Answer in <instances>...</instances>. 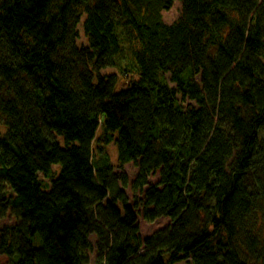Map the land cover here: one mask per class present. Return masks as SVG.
Here are the masks:
<instances>
[{"label":"trees","instance_id":"trees-1","mask_svg":"<svg viewBox=\"0 0 264 264\" xmlns=\"http://www.w3.org/2000/svg\"><path fill=\"white\" fill-rule=\"evenodd\" d=\"M263 130L264 0H0L7 264H264Z\"/></svg>","mask_w":264,"mask_h":264},{"label":"rangeland","instance_id":"rangeland-1","mask_svg":"<svg viewBox=\"0 0 264 264\" xmlns=\"http://www.w3.org/2000/svg\"><path fill=\"white\" fill-rule=\"evenodd\" d=\"M181 8H182V6H181L180 1H176L173 4L171 9L165 10L163 12V16H164L165 20L168 23H172L175 19L178 18L179 14L181 12ZM80 32H81V36L78 39V43L80 45H87L88 44L87 43V38H86L85 32H83L82 24L80 26ZM110 72H117V69L114 68V67H110L108 69L103 70V73H110ZM122 82H123V80H121V82H120V84H119V86L117 88L118 90L121 89ZM261 134L264 136V130L261 131ZM110 151H111V154H112V161L117 163L116 161H117V158H118V151L115 150V146L114 145H112L110 147ZM137 170H138V168H137V166L134 163L126 164L124 172L126 171L128 173L130 182H132L135 179V177L137 176V173H138ZM159 179H160V171L158 170L157 174H154V175L151 176L150 182H152L153 184H157V183H159ZM126 192H127V194H129L130 202L133 205H135L136 202H139L142 199L143 195H140V194L138 196V199H136V195L138 193L135 194L133 192V189H132L131 186L126 188ZM137 211H139V213H138V215H139V226L141 228V235L143 237L150 236L151 234L155 233L156 231L161 230V228L168 227L171 224V220L168 217H160V219H158L156 221L148 222L144 218V215H142V208L138 206L137 207ZM92 239L95 242L97 241L95 236H92ZM7 262H8V259H6L4 256H0V264H7ZM90 264H98L97 261H96V254L95 253L90 255ZM178 264H190V262L184 261V262H180Z\"/></svg>","mask_w":264,"mask_h":264}]
</instances>
